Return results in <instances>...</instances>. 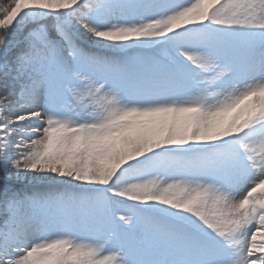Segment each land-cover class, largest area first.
I'll list each match as a JSON object with an SVG mask.
<instances>
[{
    "label": "snow or ice",
    "instance_id": "snow-or-ice-1",
    "mask_svg": "<svg viewBox=\"0 0 264 264\" xmlns=\"http://www.w3.org/2000/svg\"><path fill=\"white\" fill-rule=\"evenodd\" d=\"M0 264H264V0H0Z\"/></svg>",
    "mask_w": 264,
    "mask_h": 264
}]
</instances>
